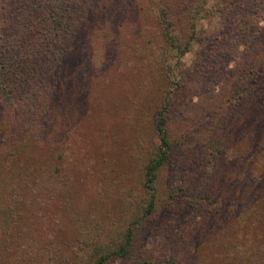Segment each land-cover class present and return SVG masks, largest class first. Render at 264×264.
Instances as JSON below:
<instances>
[{"label": "trees", "instance_id": "obj_1", "mask_svg": "<svg viewBox=\"0 0 264 264\" xmlns=\"http://www.w3.org/2000/svg\"><path fill=\"white\" fill-rule=\"evenodd\" d=\"M129 1L141 9L137 26L143 29L139 43L127 46L139 60L152 56L165 90L148 111L141 105L139 114L134 108L126 116L135 148L145 152L133 177L111 165L101 143L97 154L87 151L82 158L85 171L99 164L104 177L98 175L95 194L79 196L80 203L64 190L73 178L64 177L76 162H67L69 133L54 134L56 157L48 146L40 156L35 151L45 143H37V132L61 126L59 103L63 109L71 104V96L79 94L77 81L93 83V64L105 57V46L78 35L86 27L78 20L91 11L93 0H0V248L14 241V260L6 263L35 264L42 256L37 264H264V0H222L216 29L201 36L196 20L205 0ZM121 33L110 39L116 49L123 45ZM192 40L198 49L186 62ZM254 43L256 50L248 51ZM233 50L243 54V62L228 66ZM216 80L230 88L212 113L204 117L199 109L194 124L182 116L178 128L172 127L177 93L200 85L211 93ZM198 103L189 96L181 101ZM178 158V182L158 186ZM106 196L113 204L99 216ZM52 198L70 230L68 241L56 232L57 216L48 218L44 211ZM183 220L200 227L190 228L192 237L203 234L202 248H187L180 244L182 234L171 232ZM146 231L164 232L163 245L170 238L172 254L138 253V236ZM209 231L212 239L206 242Z\"/></svg>", "mask_w": 264, "mask_h": 264}, {"label": "rangeland", "instance_id": "obj_2", "mask_svg": "<svg viewBox=\"0 0 264 264\" xmlns=\"http://www.w3.org/2000/svg\"><path fill=\"white\" fill-rule=\"evenodd\" d=\"M221 2L222 0L204 1L198 12L200 17L196 20L195 33L197 36L205 35V33H210L216 29L219 20L216 6ZM131 3L132 2L129 0H116L110 4L107 3V0H97L96 2L93 0L91 11L89 10L87 15L78 20L84 21L86 24V27L84 29L80 28L81 31L78 33L80 39L87 40L93 38V45L105 46V57L101 65L93 64V83L86 85L84 80L82 82L77 81L75 84L79 94L71 96L73 97L72 101H68L71 104L63 109V106L59 103L60 109L56 112L57 116L61 119V121H58L61 126H59V128L54 125H52V127L47 126L45 129L37 132L38 135H41L40 138H38L37 143L40 141L45 143L43 146H40V149H37L35 153L40 156V154L44 153L46 146H48V150L52 152L53 157H56L58 154V151H55V148L50 144L53 140L54 134L57 133L58 130L67 131L69 133L67 138L69 142L66 145L68 146L66 151V154L68 153V156H66L67 162L71 163L72 159H76V162L73 164L75 169L73 168L70 171L68 177H64V179L73 177L70 182L65 184L64 190L69 199L77 200L80 203H83V201L80 200L83 197H79L81 195L86 199H91L90 195L92 193L93 195L95 194L93 188L96 189V186L97 188L99 187L98 182H100L101 176L99 177L98 175L104 177L105 174L99 164H94L93 167L88 169V171L84 170L85 162L83 161L85 160L82 157H84L85 152L95 151L97 154L96 150L102 143L106 147V151L108 152L106 155H109L108 159L111 162V165L118 166L119 170L124 171L126 175H131V172L135 173L138 163L144 159L145 152L142 146L140 150L135 148V139L137 137L135 136V132L130 130L129 126L127 127L124 124L126 122V116L133 111L131 109L136 108L137 110V107H140L141 105H143L144 109L148 111L149 108L154 103H157V100L162 97L163 91L165 90L164 81L158 80L161 79L158 77L162 76H159L156 70L153 69L155 68V64L152 56H147L142 60H139L140 58L134 54V50L127 46L133 42L139 43L140 29L142 28L137 26L140 24L138 21H140V19L142 20V18H139L141 17V9L138 8L136 2L135 4ZM126 4L131 5L127 6ZM148 23L149 21H147V24ZM129 26L131 27L129 28ZM120 31L122 33L121 38L119 39H121L123 45L116 49L113 42H110V39H115L116 36L120 34ZM90 34H93V36ZM102 39H105L106 41ZM198 45L199 44H197L196 40H192L189 46V51L184 55L186 62H190V60L195 57ZM108 46L112 47L109 52L107 51ZM255 48H257V46L254 43L248 47V51L253 50L254 52V50H256ZM238 49H241V46H238ZM95 50L96 47H94V51ZM229 54H231V56L229 58L228 66H233L234 64L237 65L243 62V54H237L235 50L230 51ZM245 56L247 57L248 55L246 54ZM147 70H150L153 75L157 77L150 78L147 75L148 73H146ZM147 77L150 79L149 84L145 83L148 81ZM216 83L217 84H213L214 91L211 93L206 85H200L201 87L199 88H184L180 90L174 97V106L169 114L170 125L178 128L179 124L182 122V116L188 121L192 119L190 122L194 124L193 119H198L195 117V113H197L199 109H204V117H207L206 114L212 113L215 101H218L220 97H225V93L230 88L229 85L223 87L217 80ZM217 90H219L220 93L216 94ZM188 96L191 97L192 102L198 100L199 103L196 105L185 104L182 106L181 101ZM60 97L66 96L62 95ZM76 97H78L79 100H76ZM76 101L78 105L72 106V104H76ZM202 106L204 107L201 108ZM136 110L133 112L139 114V111ZM50 131L53 133L52 135H50ZM113 139L115 140L113 141ZM179 157H182V155L180 154ZM180 159L181 158H178L177 161L168 166L167 176L161 178L162 180L164 179V182L161 179L158 181V186L161 187L167 185L169 181L172 184L178 182L176 177L178 175L177 167L181 162ZM124 163H126V167L123 166ZM110 168L111 167L108 169ZM91 169L93 170V176H88L89 178L85 177L86 175H89ZM131 177H133V175H131ZM126 181L128 182L129 179ZM114 191L116 192L115 188ZM54 193L55 192H53L52 196L55 197L56 193ZM111 197H115V195L112 194L110 195V198ZM104 199L105 202L101 208L102 212L99 216L104 215L103 213L107 211V209H105L107 208L106 206L112 203H108L109 198L107 196ZM161 201L163 202V200ZM54 203L55 200L53 198L51 199V202L45 201L44 211L49 215L48 218L52 215L57 216L55 219L57 220L56 232L61 234L63 240L65 239L68 241L69 238H71L70 230L62 220L64 216L60 211L58 212ZM60 205L62 206V204ZM162 222L163 220L159 223L162 224ZM173 225L172 229L170 228L171 232L173 231L176 234L181 233L183 236V242L180 244H183L187 248L188 246L190 248L203 247V234H200L198 238L192 237L191 228H195V225H190L184 220L179 225L175 223ZM199 228L200 227H196L195 229ZM143 229L146 228L143 227ZM211 229H213V231L215 230L213 226ZM157 230L161 231L160 229ZM50 231L52 232V230ZM211 232L212 231L207 232L206 242L212 239L210 235ZM163 233H148L146 231L144 234L138 236V243L136 244V246L139 247L138 253L142 255L170 254V238L168 236L169 240L163 245V241H165ZM195 233H197V231ZM143 236L144 238H142ZM191 240L193 241L192 244H190ZM13 242L14 241H11L6 247L1 246L0 264H7V261L14 260V258H12V250L14 249ZM180 244L174 243V247L176 248V250H174L175 252H181ZM58 247L60 248L62 245L58 243ZM42 258V256H38V260L35 264L42 262ZM17 260H22V258ZM111 264L137 263L132 260H115L114 263Z\"/></svg>", "mask_w": 264, "mask_h": 264}]
</instances>
